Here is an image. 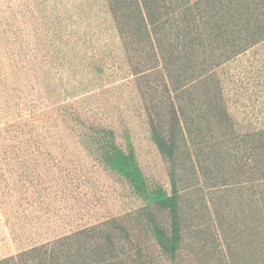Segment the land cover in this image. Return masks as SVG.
I'll use <instances>...</instances> for the list:
<instances>
[{"label": "rangeland", "instance_id": "1", "mask_svg": "<svg viewBox=\"0 0 264 264\" xmlns=\"http://www.w3.org/2000/svg\"><path fill=\"white\" fill-rule=\"evenodd\" d=\"M237 1L235 34L220 45L205 42L202 57L216 64L192 83L198 115L211 120L209 104L217 103L216 124L207 126L259 185L264 0ZM107 22L104 0H0V259L87 230L84 239L109 237L127 261L222 264L207 229L199 234L207 247L190 236L175 259L156 244L143 208L171 194L170 179L137 78ZM251 192L264 199V186ZM150 211L166 226V213ZM194 217L192 225L203 223ZM244 231L246 238L228 239L234 264H251L253 248L264 244Z\"/></svg>", "mask_w": 264, "mask_h": 264}, {"label": "trees", "instance_id": "2", "mask_svg": "<svg viewBox=\"0 0 264 264\" xmlns=\"http://www.w3.org/2000/svg\"><path fill=\"white\" fill-rule=\"evenodd\" d=\"M104 1L107 24L120 42L127 67L137 78L150 132L170 179L171 194L143 208L148 210L146 217L156 244L175 259L190 236L207 247L199 237L207 229L216 244L214 252L225 258L222 264H234L229 238H243L247 234L244 230L253 231L248 237L264 238V199L254 192L245 193L248 187L264 186V171L255 179V183L263 181L259 185L244 177L250 169L234 163L237 151L224 150L220 133L217 136L207 126L209 122L216 124L211 120L215 119L217 103L209 104L211 120L200 117L202 105L192 82L203 76V66L216 64L214 59L202 57L205 42L220 45L221 40L226 42L235 34L234 16L240 4L237 0ZM154 76L157 83H152ZM141 79L144 83H139ZM214 94L218 97V88ZM221 109L230 124L226 109ZM258 170H264V164ZM190 197L195 198L196 207ZM151 207L166 213V226ZM194 213L201 214L203 223L192 225ZM86 232L80 230L2 258L0 264H151L140 258L127 261L116 253L118 243L109 237L104 241L84 239ZM252 252L255 258L251 264H264V244L258 243Z\"/></svg>", "mask_w": 264, "mask_h": 264}]
</instances>
